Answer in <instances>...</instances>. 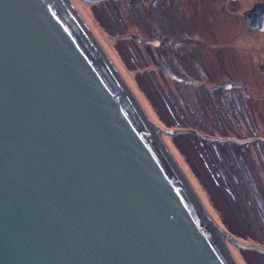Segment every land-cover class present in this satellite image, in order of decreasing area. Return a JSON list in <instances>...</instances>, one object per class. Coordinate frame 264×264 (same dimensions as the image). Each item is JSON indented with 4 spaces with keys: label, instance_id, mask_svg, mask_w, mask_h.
<instances>
[{
    "label": "water",
    "instance_id": "1",
    "mask_svg": "<svg viewBox=\"0 0 264 264\" xmlns=\"http://www.w3.org/2000/svg\"><path fill=\"white\" fill-rule=\"evenodd\" d=\"M118 75L68 0H0V264H238L224 236L264 255L158 132L230 140L153 125Z\"/></svg>",
    "mask_w": 264,
    "mask_h": 264
},
{
    "label": "flooded vegetation",
    "instance_id": "2",
    "mask_svg": "<svg viewBox=\"0 0 264 264\" xmlns=\"http://www.w3.org/2000/svg\"><path fill=\"white\" fill-rule=\"evenodd\" d=\"M106 2L116 7L123 30L110 38L134 37L115 43L125 67L128 52L141 57V65L131 68L138 82L144 76L170 89L187 130L231 135L230 142H215L236 147L230 152V193L237 195L233 184L242 179L264 238V0L100 3ZM215 115L225 122L219 131Z\"/></svg>",
    "mask_w": 264,
    "mask_h": 264
},
{
    "label": "rangeland",
    "instance_id": "3",
    "mask_svg": "<svg viewBox=\"0 0 264 264\" xmlns=\"http://www.w3.org/2000/svg\"><path fill=\"white\" fill-rule=\"evenodd\" d=\"M102 2V1H100ZM77 7L79 18L82 17L89 30L107 56H110L119 75L126 82L129 93H136L152 124L167 128L183 127L181 107L170 98L168 88H159L153 85L150 78H142L138 82L135 65L140 63L141 57L131 52L125 55L129 67L122 64L121 56L117 52L118 45L110 36H119L122 33V24L117 15V9L109 2L99 3L98 6L86 4L78 0H70ZM91 12V13H90ZM118 16V18H117ZM132 58L135 60L132 62ZM151 104L157 109L155 113ZM165 121H168L167 123ZM225 123L220 116H214L216 131L221 130ZM162 144H167L186 182L193 193L200 196L220 228L233 236L235 240L245 244H255L264 248V238L258 217L255 216V204L246 194L245 183L242 179L233 184L237 195L230 192L232 183L228 182L231 151L236 147L231 144H216L199 140L191 135L172 137L158 132ZM215 137V134H206ZM231 135L219 134L217 137L228 138ZM224 241L238 264H264V255L256 252L239 250L229 242L226 236Z\"/></svg>",
    "mask_w": 264,
    "mask_h": 264
},
{
    "label": "bare ground",
    "instance_id": "4",
    "mask_svg": "<svg viewBox=\"0 0 264 264\" xmlns=\"http://www.w3.org/2000/svg\"><path fill=\"white\" fill-rule=\"evenodd\" d=\"M68 2H70V0H68ZM118 78L120 79V77H119V75H118ZM160 143H161V141H160ZM162 144V143H161ZM223 241H224V239H223ZM224 243H225V241H224ZM226 244V243H225ZM227 246V245H226Z\"/></svg>",
    "mask_w": 264,
    "mask_h": 264
}]
</instances>
